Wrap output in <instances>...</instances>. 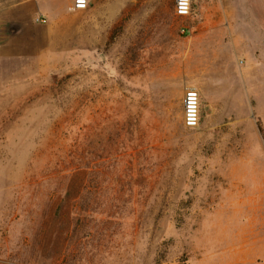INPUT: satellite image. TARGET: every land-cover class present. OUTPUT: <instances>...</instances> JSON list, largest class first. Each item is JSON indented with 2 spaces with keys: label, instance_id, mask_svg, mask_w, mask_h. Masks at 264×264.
Wrapping results in <instances>:
<instances>
[{
  "label": "rangeland",
  "instance_id": "1",
  "mask_svg": "<svg viewBox=\"0 0 264 264\" xmlns=\"http://www.w3.org/2000/svg\"><path fill=\"white\" fill-rule=\"evenodd\" d=\"M103 2L52 67H2L0 264H264V0Z\"/></svg>",
  "mask_w": 264,
  "mask_h": 264
},
{
  "label": "crops",
  "instance_id": "2",
  "mask_svg": "<svg viewBox=\"0 0 264 264\" xmlns=\"http://www.w3.org/2000/svg\"><path fill=\"white\" fill-rule=\"evenodd\" d=\"M72 3L73 0H0V82L2 67H52V57L58 56L65 48ZM92 3V12L99 16L105 13L107 6L103 0H92ZM39 18H44L45 22L38 21ZM76 28L80 31L78 49L82 51L83 21L80 20ZM119 37L129 39L130 35L122 32ZM143 50H146L145 47ZM111 67L130 65L113 63ZM1 89L0 84V97ZM247 213H250L251 227L243 235L242 251L246 250L244 247L248 244H252V250L264 246V236H261L264 230V201L261 196L260 202L248 209ZM259 217H262L260 223ZM250 236L254 239L249 241ZM238 258L240 264H263V259L257 254L252 258L247 255Z\"/></svg>",
  "mask_w": 264,
  "mask_h": 264
},
{
  "label": "built area",
  "instance_id": "3",
  "mask_svg": "<svg viewBox=\"0 0 264 264\" xmlns=\"http://www.w3.org/2000/svg\"><path fill=\"white\" fill-rule=\"evenodd\" d=\"M89 0H73L72 9H86L89 6ZM192 0H175V12L179 16H187L191 12ZM38 21L45 22V19L39 18ZM1 32V30H0ZM200 122V95L197 89L188 88L183 97V123L187 128L195 129Z\"/></svg>",
  "mask_w": 264,
  "mask_h": 264
},
{
  "label": "trees",
  "instance_id": "4",
  "mask_svg": "<svg viewBox=\"0 0 264 264\" xmlns=\"http://www.w3.org/2000/svg\"><path fill=\"white\" fill-rule=\"evenodd\" d=\"M258 128L262 137L264 138V127L262 126L261 122H258Z\"/></svg>",
  "mask_w": 264,
  "mask_h": 264
},
{
  "label": "bare ground",
  "instance_id": "5",
  "mask_svg": "<svg viewBox=\"0 0 264 264\" xmlns=\"http://www.w3.org/2000/svg\"><path fill=\"white\" fill-rule=\"evenodd\" d=\"M215 61H216V60H215ZM215 61H214V62H215ZM214 62H213V63H214ZM215 64H216V63H215ZM215 64H214V65H215ZM207 67H208V66H207ZM212 70H213V69H212ZM209 71H210V70H209ZM210 72H211V71H210ZM200 74H201V73H200ZM204 74H205V73H203V75H204ZM206 74H207V73H206ZM198 75H199V74H198ZM230 92H231V91H230Z\"/></svg>",
  "mask_w": 264,
  "mask_h": 264
}]
</instances>
